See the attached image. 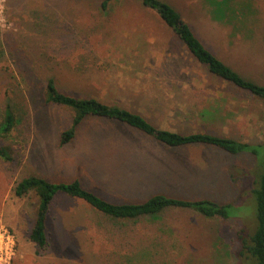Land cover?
I'll return each instance as SVG.
<instances>
[{"label": "rangeland", "instance_id": "374dc122", "mask_svg": "<svg viewBox=\"0 0 264 264\" xmlns=\"http://www.w3.org/2000/svg\"><path fill=\"white\" fill-rule=\"evenodd\" d=\"M218 56L264 84V0L250 6V22H221L206 0H168ZM10 28L0 26V126L15 115L0 142V229L13 236L0 264H242L239 231L257 225L250 192L258 170L252 153L233 155L204 144L168 146L122 122L88 117L62 143L73 110L49 103L55 78L61 91L96 96L144 114L160 128L208 131L259 145L264 100L214 76L159 14L142 0H5ZM260 161L264 162V145ZM31 174L52 181L79 178L117 203L164 193L232 203L238 218H208L172 208L156 216L115 219L59 191L47 220L48 243L30 238L38 198L15 186ZM248 174V175H247ZM255 178V177H254ZM2 258V259H1Z\"/></svg>", "mask_w": 264, "mask_h": 264}, {"label": "trees", "instance_id": "16d2710c", "mask_svg": "<svg viewBox=\"0 0 264 264\" xmlns=\"http://www.w3.org/2000/svg\"><path fill=\"white\" fill-rule=\"evenodd\" d=\"M110 1L112 0H102L103 9L108 8ZM206 1L212 9L213 17L221 22L233 23L236 20L240 22L241 19L245 24L250 22L248 15L250 6L245 5V8L235 6L233 4L235 0ZM142 2L148 9L159 14L197 61L206 66L211 74L264 100V84L246 76L210 49L174 4L168 0H142ZM45 99L49 103L60 104L73 110L72 125L62 134L61 142L63 144L72 140L78 126L86 118L98 117L122 122L171 147L204 144L218 147L233 155L245 152L254 154L257 158L258 170L249 176L254 179L250 192L254 194L257 202V225L252 233L244 234V229L239 231L238 239L241 246L236 251V256L242 264H264V162L259 159L264 140L259 145H253L250 142L208 131L181 133L160 128L144 114L122 105L108 103L96 96L77 97L65 93L60 90L55 78H50L47 82ZM14 125L15 115L11 110H8L5 120L0 126V132L9 134ZM0 156L4 160L13 159L11 148L2 145L1 142ZM14 191L19 197L34 192L38 198V207L30 238L40 247H44L48 243V215L59 191H63L70 197L81 199L98 212L115 219H138L145 216H156L172 208L193 210L208 218L231 219L246 216H237L230 211L232 203L240 202V198L236 199L238 202H219L210 198H184L157 193L143 201L117 203L87 188L79 178L71 181H52L43 176L31 174L19 181Z\"/></svg>", "mask_w": 264, "mask_h": 264}, {"label": "built area", "instance_id": "2783aa9c", "mask_svg": "<svg viewBox=\"0 0 264 264\" xmlns=\"http://www.w3.org/2000/svg\"><path fill=\"white\" fill-rule=\"evenodd\" d=\"M6 19L5 0H0V26L2 28H10V24H8L9 22H7ZM13 243L14 241L12 234L9 230L6 229V227L2 226V228L0 229V257L5 256V262L11 254L9 247Z\"/></svg>", "mask_w": 264, "mask_h": 264}]
</instances>
